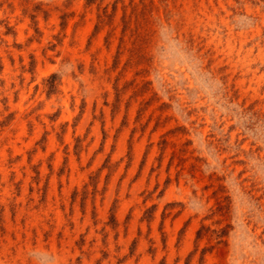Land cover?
I'll return each instance as SVG.
<instances>
[{
	"label": "rangeland",
	"instance_id": "obj_1",
	"mask_svg": "<svg viewBox=\"0 0 264 264\" xmlns=\"http://www.w3.org/2000/svg\"><path fill=\"white\" fill-rule=\"evenodd\" d=\"M0 264H264V0H0Z\"/></svg>",
	"mask_w": 264,
	"mask_h": 264
}]
</instances>
